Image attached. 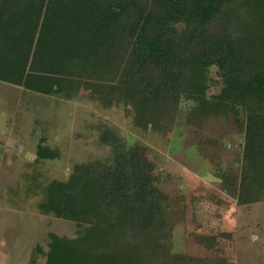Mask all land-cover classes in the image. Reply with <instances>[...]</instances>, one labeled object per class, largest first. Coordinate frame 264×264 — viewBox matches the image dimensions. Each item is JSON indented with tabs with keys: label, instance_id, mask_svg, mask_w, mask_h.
<instances>
[{
	"label": "trees",
	"instance_id": "16d2710c",
	"mask_svg": "<svg viewBox=\"0 0 264 264\" xmlns=\"http://www.w3.org/2000/svg\"><path fill=\"white\" fill-rule=\"evenodd\" d=\"M212 68L222 86L208 96ZM0 82L65 100L84 87L154 132L173 126L182 103L203 120L230 115L241 164L223 188L236 185L238 205L264 201V0H0ZM97 131L109 158L41 188L39 210L77 228L49 234L46 264H209L171 251L167 197L143 147L115 127ZM36 156L58 151L40 144Z\"/></svg>",
	"mask_w": 264,
	"mask_h": 264
},
{
	"label": "rangeland",
	"instance_id": "374dc122",
	"mask_svg": "<svg viewBox=\"0 0 264 264\" xmlns=\"http://www.w3.org/2000/svg\"><path fill=\"white\" fill-rule=\"evenodd\" d=\"M210 77L208 96L222 86L215 68ZM192 109L182 103L173 126L154 132L135 127L122 106L103 107L84 87L65 100L0 82V264H46L49 234L74 236V223L39 210L41 188L66 180L75 164L109 158V147L97 144L102 124L115 127L127 146L143 147L167 197L173 253L209 264H264V201L238 205L236 185L223 188L224 172L239 176L243 130L230 115L203 120ZM40 144L58 156L38 159Z\"/></svg>",
	"mask_w": 264,
	"mask_h": 264
}]
</instances>
